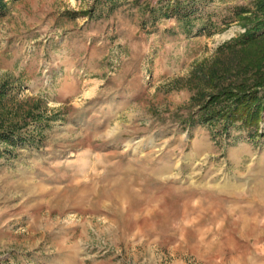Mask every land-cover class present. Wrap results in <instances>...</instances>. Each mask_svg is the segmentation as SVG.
Wrapping results in <instances>:
<instances>
[{"label": "rangeland", "instance_id": "374dc122", "mask_svg": "<svg viewBox=\"0 0 264 264\" xmlns=\"http://www.w3.org/2000/svg\"><path fill=\"white\" fill-rule=\"evenodd\" d=\"M258 1L0 0V264H264V135L186 87Z\"/></svg>", "mask_w": 264, "mask_h": 264}, {"label": "trees", "instance_id": "16d2710c", "mask_svg": "<svg viewBox=\"0 0 264 264\" xmlns=\"http://www.w3.org/2000/svg\"><path fill=\"white\" fill-rule=\"evenodd\" d=\"M257 4L261 17L253 27L216 51L217 56L230 55L231 61H211L189 77L186 87L197 106L188 115L191 123L220 121L229 127L240 122L250 130V139L264 135L259 129L264 122V0ZM16 136L12 127H0V143L14 146Z\"/></svg>", "mask_w": 264, "mask_h": 264}]
</instances>
